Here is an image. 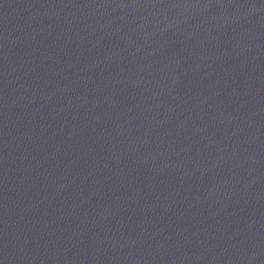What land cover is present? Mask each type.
<instances>
[{"label": "water", "instance_id": "95a60500", "mask_svg": "<svg viewBox=\"0 0 264 264\" xmlns=\"http://www.w3.org/2000/svg\"><path fill=\"white\" fill-rule=\"evenodd\" d=\"M0 264H264V0H0Z\"/></svg>", "mask_w": 264, "mask_h": 264}]
</instances>
